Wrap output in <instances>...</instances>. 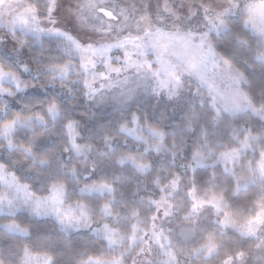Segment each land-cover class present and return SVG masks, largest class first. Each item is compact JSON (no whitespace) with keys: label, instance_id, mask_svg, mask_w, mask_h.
Segmentation results:
<instances>
[{"label":"clouds","instance_id":"9594fccd","mask_svg":"<svg viewBox=\"0 0 264 264\" xmlns=\"http://www.w3.org/2000/svg\"><path fill=\"white\" fill-rule=\"evenodd\" d=\"M0 264H264V0H0Z\"/></svg>","mask_w":264,"mask_h":264}]
</instances>
